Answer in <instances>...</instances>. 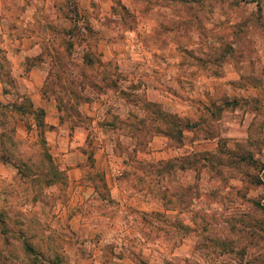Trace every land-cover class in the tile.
<instances>
[{
	"label": "rangeland",
	"instance_id": "rangeland-1",
	"mask_svg": "<svg viewBox=\"0 0 264 264\" xmlns=\"http://www.w3.org/2000/svg\"><path fill=\"white\" fill-rule=\"evenodd\" d=\"M0 264H264V0H0Z\"/></svg>",
	"mask_w": 264,
	"mask_h": 264
}]
</instances>
